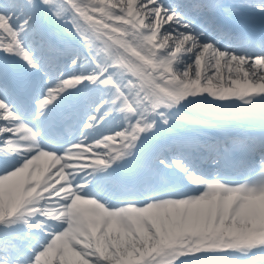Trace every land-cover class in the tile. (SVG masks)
I'll list each match as a JSON object with an SVG mask.
<instances>
[{"label": "snow or ice", "instance_id": "snow-or-ice-1", "mask_svg": "<svg viewBox=\"0 0 264 264\" xmlns=\"http://www.w3.org/2000/svg\"><path fill=\"white\" fill-rule=\"evenodd\" d=\"M237 10L264 26V0H0V264H264V29Z\"/></svg>", "mask_w": 264, "mask_h": 264}, {"label": "bare ground", "instance_id": "bare-ground-1", "mask_svg": "<svg viewBox=\"0 0 264 264\" xmlns=\"http://www.w3.org/2000/svg\"><path fill=\"white\" fill-rule=\"evenodd\" d=\"M221 2L225 3V4H232V3H236V0H221ZM236 13H241L243 14L244 16H247L246 15V12L244 10H237ZM248 21L252 22V23H255V24H258L260 22V20L258 18H248ZM236 19H237V16H236ZM218 40H220V38H217ZM243 122H246V127L247 125L253 128H258L261 126V121H257L255 122L254 120L252 119H247V118H233L231 121H230V124H231V129L232 130H238L240 127H241V124ZM109 127H114V125H110ZM216 129H219V128H202V129H199L198 130V133L199 135L203 134L204 132H208V130H211V132H214V130ZM178 131H183V128H179ZM76 132V129L75 127L73 126V128L71 130H69V137H71L73 134H75ZM214 135V134H213ZM209 139H210V134H209Z\"/></svg>", "mask_w": 264, "mask_h": 264}]
</instances>
